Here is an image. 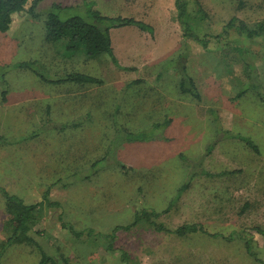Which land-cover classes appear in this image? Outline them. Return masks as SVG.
Here are the masks:
<instances>
[{"label":"rangeland","instance_id":"obj_1","mask_svg":"<svg viewBox=\"0 0 264 264\" xmlns=\"http://www.w3.org/2000/svg\"><path fill=\"white\" fill-rule=\"evenodd\" d=\"M188 1L189 23L198 37L207 38V48L184 39L174 0H42L34 12L12 15L9 29L0 34V137L5 139L0 188L27 204L48 190V199L60 206L37 214L28 235L39 248L10 245L0 264H37L39 249L69 264H125L119 250L128 254V264H264V103L258 96L264 94V35L250 40L231 30L223 36L232 17L250 27L264 21V0H197L204 17ZM55 4L68 7L62 18L65 13L89 19L92 9L132 17L153 32L111 29L119 66L107 56L64 58L63 43L45 40L46 16ZM229 46L241 47L243 56ZM183 51L188 56L182 63L201 94L198 102L178 91L175 70L163 71L164 63ZM31 60L33 72L16 67ZM39 70L50 80L80 72L104 83L52 84L37 76ZM248 73L254 89L245 80ZM115 107L123 127L133 132L144 127L143 140L118 142L103 164L91 168L112 137ZM166 117L170 123L163 128L149 127ZM78 119L85 121L76 128H53ZM143 209L167 230L196 223L219 235L178 237L142 219L119 230L115 251H107L97 234L132 223ZM6 217L0 193V242ZM70 231L83 235L75 238ZM245 241L255 255L247 253Z\"/></svg>","mask_w":264,"mask_h":264},{"label":"trees","instance_id":"obj_2","mask_svg":"<svg viewBox=\"0 0 264 264\" xmlns=\"http://www.w3.org/2000/svg\"><path fill=\"white\" fill-rule=\"evenodd\" d=\"M42 0H31L30 6L26 9L25 5L28 0H0V34L7 32L10 27L12 15L14 13L27 11L28 13L34 12V9ZM193 4L195 5L196 13H200L202 17L206 14L203 11L201 4L197 0H193ZM174 5L176 8V20L179 23L182 36L184 39H191L199 43L203 48H207L208 40L207 38L198 37L192 25L189 23L190 18L192 19L189 13V1L188 0H174ZM65 10H68V7L62 6L60 4L53 5L52 9L48 12L45 20V40L47 42H61L63 43L64 58H72L76 56H83L86 59H93L100 56L109 57L111 63L115 66H119L116 57L113 54V49L111 45V29H118L123 27L134 26L137 27L141 31L148 32L152 34L153 28L148 24L136 20L132 17H109L105 15H101L98 11L89 10V19L83 18L80 15H67L64 14V18L61 17V13ZM234 30L237 34L246 37L247 39H255L264 35V21H259L253 26H248L241 20L236 17L230 18L223 28V36L228 37L229 32ZM216 40H220L219 36H214ZM187 50V49H186ZM229 51L234 53L237 56H243L244 50L241 47L229 46ZM188 51H183L178 54L175 58L168 59L164 63L163 71H167L169 68L173 69L177 73V88L181 94L187 95L194 99L195 101L201 100L200 91L195 83V80L191 75L188 74L186 66L183 65L182 60L187 58ZM36 64L33 60L31 61H22L16 64L17 68H21L23 70H31L34 71L33 66ZM40 71V70H39ZM38 71V72H39ZM37 76L40 77L43 81H48L52 84H62L69 83L75 84L79 86H100L103 85L104 81L95 76L80 73V72H69L64 74L61 77H55L51 80L49 78L44 77V73L40 71L37 73ZM253 75V74H252ZM247 82L249 86L254 89V81L251 79L250 74L248 73ZM141 81H133L132 84H139ZM2 101L5 100V91L1 92ZM258 96L260 100L264 103V94L258 91ZM118 107L110 114L111 125L113 129L112 137L108 143L105 154L100 157V159H96L93 161L89 167L94 168L98 164H103L105 159L110 155V153H114L115 149L118 147V142H137L143 140L144 133H142L143 128L139 129L138 132H133L125 127L119 121H117V117L119 115ZM49 110L46 109V115L49 116ZM47 123H52L50 118L47 117ZM170 123L169 118H164L163 122H155L152 123L149 127H154L158 129L159 126L162 128L165 125ZM82 122H66L61 124L54 123V127L57 130H64L69 127L76 128L80 126ZM5 140L0 137V141ZM244 141L249 147H251L256 153L258 152L257 147L251 143L247 138H243ZM121 169H126L122 164ZM186 188V184L182 185L178 190V193H181ZM0 193L2 194L5 200V210L7 212V217L2 223V230L5 233V238L0 242V261L1 256L4 254L7 247L13 244H27L33 245L39 248L36 241L28 235V232L31 230L32 226H34L36 222V216L40 212L43 207H56L58 208L60 204L58 202L50 201L48 199V190L42 196V199L35 203L27 204L22 199L9 195L4 189L0 188ZM135 220L128 225H117L114 226L111 231L107 234L97 236L102 237L104 242L106 243V250L109 252H114V240L116 238L115 234L119 230H129L137 223L141 222L143 219L145 223L149 224L156 231H165L167 233H173L178 237H185L190 234H206L210 236H218L217 233H208L203 225L190 223V224H182L179 227L173 230H167L161 224L155 222L156 214L150 213L147 210H140L134 213ZM64 226V225H63ZM70 233L75 237L79 238L83 235L82 232H74L70 231ZM92 231H87L85 233L86 236H90ZM240 236V235H239ZM238 236V237H239ZM222 240H231L232 237H221ZM245 248L247 253L250 255H255L254 252L251 251L252 245L250 241H245ZM40 250V258L37 264H69L67 258L48 255L47 253ZM119 258L122 263L128 264L129 257L128 254L119 250Z\"/></svg>","mask_w":264,"mask_h":264},{"label":"crops","instance_id":"obj_3","mask_svg":"<svg viewBox=\"0 0 264 264\" xmlns=\"http://www.w3.org/2000/svg\"><path fill=\"white\" fill-rule=\"evenodd\" d=\"M7 48H8V47H7ZM7 48L5 47V48H3V49H4L5 51H8ZM14 49H15V48L10 49V51L12 52ZM0 52H1V50H0ZM4 53H5V52H4ZM63 84H65V83H63ZM24 95H25V94H24V91H21V96H22V98H23ZM22 98H21V100H23ZM18 101H19V100H18ZM46 109H48V107H47ZM82 120L85 121V119H81V120L78 119V120H76V121H82ZM69 122H70V121H69ZM69 122H68V123H69ZM71 122H75V121H71ZM65 123H66V122H65Z\"/></svg>","mask_w":264,"mask_h":264}]
</instances>
